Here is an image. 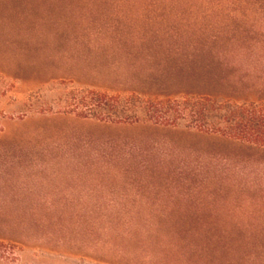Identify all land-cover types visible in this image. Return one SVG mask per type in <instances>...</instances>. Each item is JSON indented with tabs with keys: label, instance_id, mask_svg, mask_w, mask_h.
<instances>
[{
	"label": "rangeland",
	"instance_id": "374dc122",
	"mask_svg": "<svg viewBox=\"0 0 264 264\" xmlns=\"http://www.w3.org/2000/svg\"><path fill=\"white\" fill-rule=\"evenodd\" d=\"M76 90L264 103V0H0V264H264V151Z\"/></svg>",
	"mask_w": 264,
	"mask_h": 264
},
{
	"label": "trees",
	"instance_id": "16d2710c",
	"mask_svg": "<svg viewBox=\"0 0 264 264\" xmlns=\"http://www.w3.org/2000/svg\"><path fill=\"white\" fill-rule=\"evenodd\" d=\"M58 113L122 129L140 125L182 129L264 151V103L237 104L208 96H180L147 99L137 107L131 98L76 90Z\"/></svg>",
	"mask_w": 264,
	"mask_h": 264
}]
</instances>
